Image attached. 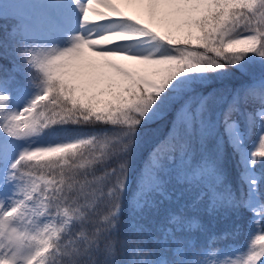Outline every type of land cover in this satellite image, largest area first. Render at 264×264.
Masks as SVG:
<instances>
[{
    "label": "snow or ice",
    "instance_id": "snow-or-ice-1",
    "mask_svg": "<svg viewBox=\"0 0 264 264\" xmlns=\"http://www.w3.org/2000/svg\"><path fill=\"white\" fill-rule=\"evenodd\" d=\"M0 21V264H264V0H2ZM247 213L243 244L212 246L243 220L196 239Z\"/></svg>",
    "mask_w": 264,
    "mask_h": 264
},
{
    "label": "trees",
    "instance_id": "trees-1",
    "mask_svg": "<svg viewBox=\"0 0 264 264\" xmlns=\"http://www.w3.org/2000/svg\"><path fill=\"white\" fill-rule=\"evenodd\" d=\"M0 23H3V21H0ZM230 71H234V69H230ZM20 83L23 82V77H19ZM163 125H160V128L163 129ZM253 139H255V130H253ZM233 182L236 183L235 177H233ZM251 213H247L246 215H243L242 217L238 219H225L217 221L215 227L210 228V230L207 233H196V239L202 243L205 244L209 240H211L213 235H216L219 237L224 232H231L233 228L235 227V224L240 222V220H243L242 229L238 236H236L234 239L231 237L224 238V239H216L212 240V246L218 247V248H226L230 245H241L246 239L247 236V221L250 219Z\"/></svg>",
    "mask_w": 264,
    "mask_h": 264
},
{
    "label": "rangeland",
    "instance_id": "rangeland-1",
    "mask_svg": "<svg viewBox=\"0 0 264 264\" xmlns=\"http://www.w3.org/2000/svg\"><path fill=\"white\" fill-rule=\"evenodd\" d=\"M0 2H2V0H0ZM24 82H21V84L23 85V84H26V81L25 80H23Z\"/></svg>",
    "mask_w": 264,
    "mask_h": 264
}]
</instances>
